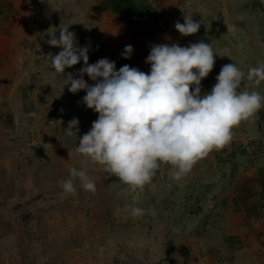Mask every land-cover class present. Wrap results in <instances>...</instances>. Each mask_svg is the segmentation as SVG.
Listing matches in <instances>:
<instances>
[{"label":"rangeland","instance_id":"obj_1","mask_svg":"<svg viewBox=\"0 0 264 264\" xmlns=\"http://www.w3.org/2000/svg\"><path fill=\"white\" fill-rule=\"evenodd\" d=\"M12 1L0 0V264H264V106L180 180L161 163L150 183L132 190L76 152L98 118L82 101L85 90L63 87L83 61L60 74L45 58L62 50L46 42L48 33L58 38L65 26L88 48L89 64L107 58L120 68L126 60L146 74L153 45L203 41L215 63L201 96L222 66L235 63L245 73L237 92L264 97V81L246 79L249 68L264 64V2L156 0L159 30L133 38L117 14L98 9L99 0ZM189 14L200 28L182 36L174 24ZM126 45L129 58L121 55ZM43 90L51 92L46 100L37 98ZM73 118L78 130L69 137L64 129ZM72 167L86 171L95 192L78 178L75 193L63 190ZM134 207L144 214L133 216Z\"/></svg>","mask_w":264,"mask_h":264},{"label":"clouds","instance_id":"obj_2","mask_svg":"<svg viewBox=\"0 0 264 264\" xmlns=\"http://www.w3.org/2000/svg\"><path fill=\"white\" fill-rule=\"evenodd\" d=\"M183 20L174 24L182 36L197 33L200 21H194L192 14ZM48 36L49 45L62 48L45 56L56 73L83 61L78 78L69 74L63 87L70 85L68 91L73 94L85 90L83 103L98 113L90 130L79 138L77 154L102 165L105 173L132 190L150 183L161 163L171 165L173 179L180 180L211 151L230 143L232 129L264 106L260 93L237 92L245 73L235 63L222 66L211 91L201 96V80L215 63L210 43L153 45L145 61L150 64L146 74L129 65L116 70L115 62L107 58L89 64L88 48L77 46L67 26L59 28L58 38L55 31ZM132 51L126 45L121 55L129 58ZM84 74L95 84L89 85ZM246 79L259 86L264 81V64L249 68ZM78 123L77 118L70 120L65 134L71 137ZM69 173L71 178L60 182L66 193L76 191L73 178L85 191L95 192L85 170L72 167ZM131 214L141 216L144 210L134 207Z\"/></svg>","mask_w":264,"mask_h":264},{"label":"trees","instance_id":"obj_3","mask_svg":"<svg viewBox=\"0 0 264 264\" xmlns=\"http://www.w3.org/2000/svg\"><path fill=\"white\" fill-rule=\"evenodd\" d=\"M98 9L111 10L117 14L133 38L139 35L152 36L160 27L156 0H99ZM120 63L128 65L126 60ZM260 111L264 120V109ZM232 242L233 237L229 240V243Z\"/></svg>","mask_w":264,"mask_h":264},{"label":"crops","instance_id":"obj_4","mask_svg":"<svg viewBox=\"0 0 264 264\" xmlns=\"http://www.w3.org/2000/svg\"><path fill=\"white\" fill-rule=\"evenodd\" d=\"M7 1H11V2H13L12 0H7ZM21 2H24V0L22 1L21 0ZM14 3V2H13ZM12 18H14V20L15 21H17L16 19H19L20 17H19V15L18 14H16V16L15 17H12ZM13 30V28L11 27V29H10V31H12ZM13 42V41H12ZM8 44H11V42L9 41V43ZM83 66H84V64H83ZM119 67H117L116 68V70L118 69ZM84 79H85V81L87 82V83H89L90 85H94L95 84V81H92V80H90L89 78H88V76H87V74H84V77H83ZM67 90H65V92H66ZM56 93L57 94H55L54 96H56V95H61V93H63L62 91H56ZM58 93H60V94H58ZM39 94H41L40 96H37V98H40V99H43V100H46V97H45V95L47 94H49V95H51V92H48V91H46V90H43V91H40L39 92ZM75 95V94H74ZM52 97V96H51ZM61 97H59V100H61V101H64L65 99H66V96L65 97H62L63 99H60ZM68 99V98H67ZM68 101H69V99H68ZM45 103H47L46 101L44 102V104ZM32 104H34L33 102H32ZM31 104V105H32ZM58 106H59V108H61V107H64L65 106V104H63V105H61V104H58ZM8 224V223H7ZM9 231L10 230V227H8V226H6V231Z\"/></svg>","mask_w":264,"mask_h":264}]
</instances>
